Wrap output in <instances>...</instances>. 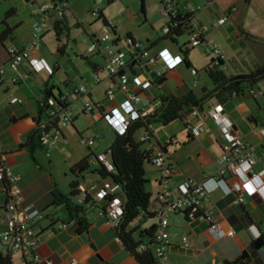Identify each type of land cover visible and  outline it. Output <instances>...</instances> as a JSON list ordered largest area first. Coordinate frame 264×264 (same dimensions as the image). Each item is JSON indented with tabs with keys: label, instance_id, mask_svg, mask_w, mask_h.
<instances>
[{
	"label": "crops",
	"instance_id": "obj_1",
	"mask_svg": "<svg viewBox=\"0 0 264 264\" xmlns=\"http://www.w3.org/2000/svg\"><path fill=\"white\" fill-rule=\"evenodd\" d=\"M70 1L66 10L58 9L59 7L52 5L51 0L31 2L33 6L52 5L50 10L48 9L47 18L50 29L56 31L57 22L62 27L59 35L56 32L59 43L53 44L51 49L47 48V44L42 48V42L46 37L41 36L40 49L32 51V56L44 57L54 67L52 74L46 70L34 71L29 60H25L20 66L21 74L9 67L8 48L10 46L22 48L31 39L33 22L40 19V16L32 15L31 9L27 18L19 17L16 20L18 7L14 3L10 6L16 8V13L7 19L9 24L14 26L15 37L7 38L3 43L0 41V65L7 70L5 82L0 84V141L6 153L7 165L19 177L16 183L23 191V203L32 204L40 211L33 219L34 229L41 237L37 247V251L42 256L40 264H48L46 261L48 259L53 264H73V259L77 261L76 264H139L118 238L116 227L108 221L105 215L99 213L96 206L90 205L87 208L88 225L82 232L78 231L80 222L72 219L66 209L64 196L69 194L70 183L74 179L72 166L88 154H100L108 150L115 135L109 136L106 127L109 124L100 123L99 119H103L104 107L123 99V93L119 90H117L115 101H109L106 96L107 89L111 86L118 89V84L116 78L108 77L105 69L106 58L103 54L96 51L95 55L89 56L74 51L76 55L73 56L68 52L67 45L70 43L72 30L67 31L65 40L62 39V35L65 27L67 29L71 27L68 18L75 16L70 9ZM175 1L181 7L187 6L194 9L192 13L194 23L209 27L205 32V37L216 42L221 49L224 61L222 69L226 74H247L264 65V0ZM160 6L162 9V0H159ZM10 7H7L6 11ZM155 13L157 12L150 11L149 0H145L144 21H142L144 24H149L154 31L152 17ZM105 16L109 23L116 27L115 35L117 36L115 38L118 40L116 44L118 47L122 40L120 26L118 23H112L106 13ZM222 16H226V21L215 25L214 23ZM50 18L54 20L50 21ZM3 19L0 17V21ZM80 21L78 20L77 23L82 24ZM24 23L31 26V32L29 31L28 35L22 37L18 30ZM101 30L88 31L90 40L97 38ZM126 32L125 36L130 34L137 38L134 31L127 30ZM163 37L164 33L160 35L157 31L153 35H146L145 38L138 35V39L148 44L152 55L163 46L171 48V43L164 41ZM182 47L183 45H180L175 50L171 49L180 51ZM195 49L198 50V47L189 48L190 53L187 57L189 63L185 60L183 64L156 77L155 84L150 88L141 89L149 101V105L146 106L148 113L155 111L161 105L163 95H183L190 89L202 95L204 88L212 89L213 86H209L206 81V77L210 78L204 68L213 56L207 54L204 49H199L204 59L198 63L190 56ZM86 57H89L90 61ZM78 58L85 61L86 68L79 63ZM161 67V61L151 64V73ZM192 68L199 71L197 83L194 82L196 76L192 74ZM95 73L99 74L101 81H96ZM79 84L86 85L89 92L81 95L72 94L73 88ZM198 86H201V90L197 89ZM132 89L140 90L137 86H133ZM252 89L259 90V94L255 96L247 91L241 95H234L223 104L227 115L234 121L236 133L249 144L256 154L257 162L254 170L264 180V134L260 131V127L264 126V79L253 85ZM46 90L56 94L70 93L74 117L70 123L71 126L68 124L69 126L63 127V135L58 144L51 149L50 155H47L43 146L31 149L26 145L29 135L36 127L37 120L40 119L41 111L38 101L46 94ZM11 95L19 97L21 101L11 102ZM89 99L97 105L94 110L99 109V116L95 114L87 116V113L94 112V110H84V104ZM216 103L215 98L208 97L198 108L196 114L191 112L188 114V119L180 120L182 125L171 129L172 134L166 141L159 143L157 133L153 128L150 140L143 143L146 149L157 151L163 148L164 153L169 154L167 161L176 169V173L169 177L172 187H177L187 176L204 181L209 191V198L205 200L202 207L214 206L215 220L220 222L223 230L222 236L215 238L209 231L208 222L205 219L192 218L185 211L172 213L169 217L168 228L171 236L170 253L167 261L158 262L159 264H215L219 262L223 264H264V243L259 248L255 246V241L260 236H264V194L262 192L247 193L246 202L235 203L232 183L236 176L229 173L224 177H218V160L222 153L223 135L209 112ZM173 122L165 126L169 127ZM109 128L113 130L110 126ZM74 132L80 135L81 142L91 147L90 151L85 150L73 158L68 168H53L52 165L56 164H54L52 151L57 148L61 149L63 145L61 142L71 143L74 139ZM144 132L145 130H140L138 138ZM97 134L101 135L103 141L110 137L111 142L101 147V143L96 140ZM83 138L85 140L94 138V143L89 145L82 140ZM179 148L180 151H178ZM148 165L151 169H148ZM148 165H146V171L150 179L149 189L153 193V200L160 188V172L153 164L148 163ZM103 181L104 179L96 174H87L83 184L89 187L93 183L102 185ZM117 194L124 197L120 189ZM7 201L8 193L5 183L0 181V213ZM157 221L155 217H139L131 227L139 226L135 232V235H138L140 231L154 225ZM253 228L258 235L252 231ZM230 229L235 230L233 235L227 234ZM84 233L87 239L83 238ZM184 235L189 237L188 246L184 245ZM142 239L146 242L151 240L148 236ZM14 258L18 264H26L20 254H15Z\"/></svg>",
	"mask_w": 264,
	"mask_h": 264
},
{
	"label": "built area",
	"instance_id": "obj_2",
	"mask_svg": "<svg viewBox=\"0 0 264 264\" xmlns=\"http://www.w3.org/2000/svg\"><path fill=\"white\" fill-rule=\"evenodd\" d=\"M70 1V0H69ZM69 1L63 0L60 4L52 5L58 9L66 10L69 7ZM104 0H95L91 13L99 18L101 4ZM51 5V6H52ZM50 5H41L32 7V15L40 16L32 24L31 39L22 47L10 46L9 67L19 74L20 66L25 60H29L34 71L46 70L50 74L54 73V67L44 58L32 56L33 50L40 49V39L42 33L50 29L47 20ZM49 9V10H48ZM194 9L187 6L181 7L175 0H162L161 13L166 18L163 26V33L166 34L171 28L178 26L182 21V13H193ZM226 21V16H222L215 22V25ZM207 25H198L191 19L185 25L184 32L188 35V42L183 45L185 48L202 46L204 51L212 55L210 65H214L217 59L222 58L223 54L216 42L206 39L205 32ZM114 36V37H113ZM126 37V36H125ZM133 37V36H132ZM115 35L111 27L103 24L102 30L97 38L89 43V51H98L106 58V70L108 77L117 80L118 89L111 86L106 91L109 101H115L117 90L123 93V99L113 105L104 107L102 117L114 130L115 133L123 134L130 127L132 122L141 116L148 114L146 106L149 101L143 95L141 89H148L155 84V78L162 76L165 72L176 68L185 62V56L181 51H173L168 46L161 47L157 53H150L148 44L138 38H125L126 48L119 49L115 41ZM186 45V46H185ZM177 58L178 61H177ZM161 61L162 67L156 70V74L151 73V64ZM196 76L194 82H198L199 71L191 69ZM6 68L0 65V84L5 82ZM96 81H101L98 73H95ZM133 86L140 88L134 91ZM88 88L84 84L74 87L72 94H87ZM253 95L257 96L259 90L251 89ZM70 93L61 92L56 95H44L38 102L41 116L36 123V131L40 135L43 147L50 155L63 135V127L73 121V104ZM11 102H20L17 96L10 98ZM97 105L92 100H87L84 104L85 111H93ZM198 109L192 111L197 113ZM218 130L223 135L222 153L219 157L218 177H224L226 174L236 176L232 183V190L235 193V203L246 202V194L253 192H262L264 194V180L255 172L254 166L257 162L256 154L251 150L249 144L244 141L235 130L234 121L227 115L224 104L217 102L210 110ZM189 117L187 116L186 119ZM185 119V120H186ZM264 134V126L260 127ZM151 134L145 131L139 136V141L146 142L150 140ZM86 141L89 145L94 143V138ZM99 157L111 169L112 164L109 155L100 153ZM151 164L156 166L160 172V188L152 200L149 213L158 218L157 228L154 234V253L159 263H165L168 259L171 246V236L169 232V217L177 211H185L192 218H203L208 222V229L215 238L222 236V226L215 220L216 210L214 206L203 208V203L209 198V191L204 181H198L191 176H187L179 183L177 187H172L169 183V177L176 173V169L170 165L165 157L163 149L152 150ZM18 176L15 175L7 165L6 153L2 148L0 141V181L8 180L10 188L7 191L8 201L2 207L0 213V240L5 251L20 254L24 261L29 264H40L41 254L37 251L41 237L36 233L33 225V219L39 214V209L32 204L23 203L24 196L21 187L16 183ZM82 193L79 200L82 202L86 193L93 195L91 205L96 206L101 215H105L110 223L118 226L123 210V198L117 194L119 187L110 180H104L102 185L93 183L87 188L81 185ZM86 192V193H85ZM62 226V225H61ZM234 229L227 231V234L233 235ZM184 245H189V237L183 236ZM146 245L140 246V250L145 249ZM48 264H53L50 259L46 260ZM77 261L73 259V264ZM215 264H223L222 262Z\"/></svg>",
	"mask_w": 264,
	"mask_h": 264
},
{
	"label": "trees",
	"instance_id": "obj_3",
	"mask_svg": "<svg viewBox=\"0 0 264 264\" xmlns=\"http://www.w3.org/2000/svg\"><path fill=\"white\" fill-rule=\"evenodd\" d=\"M32 2L33 0H25ZM55 5L60 4L63 0H51ZM69 1V0H68ZM109 3L115 0H108ZM141 9L145 12V0H141ZM16 13L14 6L10 7L3 20L0 21V41L7 38H14V26H11L7 19ZM182 21L178 26L170 29L162 38L164 41L178 43V37L184 32L185 25L192 19L191 13H182ZM99 18L103 20V24L111 27L115 35L116 27L112 26L105 16L104 9H101ZM56 32L59 35L62 27L57 22ZM117 35H115L116 37ZM125 38H133L128 34ZM118 42L115 38L114 43ZM186 46V45H185ZM180 51L184 54L185 60L189 63V48L182 47ZM90 61L89 57H86ZM224 61L222 58L217 59L214 65L208 64L204 70L208 74L213 83L212 89H203V94L199 95L194 89H190L183 95L169 94L161 97V105L153 112L141 116L134 120L127 131L123 134L115 133V137L104 153L109 155L112 168L99 157V154L91 153L81 158L71 168L74 179L70 183V192L64 196L66 209L72 219L78 223V231L82 232L88 225L86 219L87 208L93 202V195L85 192L86 196L81 202L79 197L82 193L81 185H84V177L87 174H96L104 180H110L117 185L123 197V210L121 220L116 226L118 238L123 242L126 249L136 258L139 264H159L154 253V234L158 221L139 232V226L131 227L132 223L142 218H157L156 215L149 213L152 204V191L149 189L150 179L147 177L146 165L151 164V149L143 147V141H139L138 132L145 130L153 134L154 124L168 125L175 120H184L193 110L200 108L208 97H213L217 102H225L234 95H241L247 91H251L252 86L258 81L264 79V65L257 67L254 71L247 74L228 75L222 69ZM95 69V65H92ZM59 92L58 94H60ZM45 95H56L53 91L46 90ZM39 102V101H38ZM40 108V107H39ZM38 121V120H37ZM187 125V124H186ZM26 145L31 149L42 147L39 133L34 131L29 135ZM163 149V148H162ZM94 164V167H92ZM6 192L10 188V182L4 180ZM89 188V187H87ZM158 219V218H157ZM151 238L146 242L142 237ZM146 245L145 249L140 250V246ZM15 253L4 250L2 241L0 240V264H18L14 258ZM26 264H29L25 261Z\"/></svg>",
	"mask_w": 264,
	"mask_h": 264
},
{
	"label": "rangeland",
	"instance_id": "obj_4",
	"mask_svg": "<svg viewBox=\"0 0 264 264\" xmlns=\"http://www.w3.org/2000/svg\"><path fill=\"white\" fill-rule=\"evenodd\" d=\"M95 0H71L70 1V9L75 13V16H70L69 23L71 24L70 29H67L66 27L63 29V35L62 39H66L67 31H71V37H70V43L67 45L68 52H70L73 56H75V52H82L84 54H87L89 56H93L96 54V51H89V43L90 40V32L88 31H100L103 27V20L98 18L97 16H94L91 13L93 4ZM14 3L18 7V15L15 17V19H19V17H28L30 14V11L33 7L31 5V2H27L25 0H0V17L4 18L6 13V8L10 7ZM141 0H115L112 3H109L108 0H104L101 4V8L105 10L106 15L111 19L112 23H118L120 26V33L122 34V40L119 42L118 47H121L123 49L126 48V40L125 35L127 30L134 31V33L142 38H145L146 35H153L156 31L160 35L163 34V26L165 25L166 18L161 15V6L159 7V0H149V7L150 11H156L157 13L154 14L152 19L154 20V29L149 24H144V14L141 10ZM38 6V5H34ZM69 15V13H67ZM151 15V13H150ZM155 17V18H154ZM14 19V20H15ZM54 20V18H50V21ZM78 20H81L80 23H77ZM143 20V21H142ZM52 24V22H51ZM31 26L28 23H24L22 26H20L18 33L20 36L28 35L29 31L31 32ZM45 40L42 42V48L45 47V44H47V48L51 49L53 44L59 43L57 34L55 29H50L49 31H44L42 33ZM42 40V39H41ZM90 40V42H89ZM188 42V35L186 33H183L178 37V43H172L170 44L172 49H176L180 45H184ZM192 46H190L191 48ZM198 50L202 49V46H197ZM54 49H56L54 47ZM197 49L193 50L190 54L192 58H194L198 63L202 62L204 59L203 54L198 51ZM80 61L79 63L86 68L87 65L85 61L78 58ZM181 70H184L181 68ZM189 74L191 72L189 71ZM193 74V73H192ZM206 81L208 82L209 86H213V83L208 77H206ZM198 90H201V86L197 87ZM100 115L99 109H95L94 112L87 113V116H93V115ZM100 123L107 124L105 119H99ZM71 126V124H69ZM68 125V126H69ZM182 125L180 119L175 120L169 127L162 125V124H154V129L157 133L159 143H162L166 141V139L169 137L171 133V129H175L176 126ZM108 128L109 136L113 137L115 133L113 130L109 128V126L106 125ZM183 129V127H182ZM86 135V134H85ZM73 141L71 143H62L61 149L57 148L56 150L52 151V157L54 159V164L52 165L53 168H68L67 166L72 161L73 158L77 157L81 152H84L85 150L91 149L87 144L80 141V135L77 132L73 133ZM87 137V136H86ZM96 140L101 143V147L104 145H107L111 142V138L107 137L106 140L103 141V138L100 134H97ZM180 151V148L179 150ZM165 157L168 158L169 154H165ZM148 165V164H147ZM92 167H94V164H92ZM148 169H151L148 165ZM150 172V171H149ZM153 184V183H152Z\"/></svg>",
	"mask_w": 264,
	"mask_h": 264
},
{
	"label": "water",
	"instance_id": "obj_5",
	"mask_svg": "<svg viewBox=\"0 0 264 264\" xmlns=\"http://www.w3.org/2000/svg\"><path fill=\"white\" fill-rule=\"evenodd\" d=\"M153 75L156 74V71L152 72ZM83 238L87 239L86 234H82ZM264 243V236H260L256 241H255V246L259 248L262 244Z\"/></svg>",
	"mask_w": 264,
	"mask_h": 264
},
{
	"label": "clouds",
	"instance_id": "obj_6",
	"mask_svg": "<svg viewBox=\"0 0 264 264\" xmlns=\"http://www.w3.org/2000/svg\"><path fill=\"white\" fill-rule=\"evenodd\" d=\"M178 59H179V58H177V61H178ZM252 231H253L255 234H257V235H258V233H256V230H255V228H253V229H252Z\"/></svg>",
	"mask_w": 264,
	"mask_h": 264
}]
</instances>
